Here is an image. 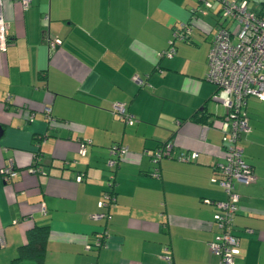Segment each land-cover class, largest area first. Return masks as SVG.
Wrapping results in <instances>:
<instances>
[{
	"label": "crops",
	"instance_id": "crops-1",
	"mask_svg": "<svg viewBox=\"0 0 264 264\" xmlns=\"http://www.w3.org/2000/svg\"><path fill=\"white\" fill-rule=\"evenodd\" d=\"M209 1L187 38L174 40L173 54L161 57L157 52L175 25L189 19L195 0H30L26 6L2 0L8 43L0 50V170L11 165L16 172L7 179L0 172V264H164L165 252L173 264H217L208 246L217 232L216 206L204 198H225L210 180L224 158L216 126L224 108L205 78L219 19L218 2ZM246 7L264 14V0H247ZM44 29L60 38L50 52ZM114 101L134 114L132 123L112 112ZM43 106L55 117L50 125ZM245 113L248 129L239 143L256 177L235 183L234 264H264V101L248 96ZM114 142L127 150L115 167V200L104 221L92 214L101 210L97 200ZM161 142L172 145V155L194 150L197 156L162 157L154 176L149 152ZM35 151L42 171L28 172ZM34 224L48 227L40 263L13 259Z\"/></svg>",
	"mask_w": 264,
	"mask_h": 264
},
{
	"label": "built area",
	"instance_id": "built-area-1",
	"mask_svg": "<svg viewBox=\"0 0 264 264\" xmlns=\"http://www.w3.org/2000/svg\"><path fill=\"white\" fill-rule=\"evenodd\" d=\"M22 6H26L30 0H15ZM219 4L218 22L213 32L210 46L206 53L205 78L215 86L212 98L220 103L224 112L218 119L217 128L221 131V141L224 149V158L213 165V175L210 180L218 183L225 194L222 200H210L216 206L213 214V223L217 232L209 241V249L218 256L217 264H234V258L238 253V237L233 232V216L236 211L238 193L235 183H249L255 180V173L251 166L242 157V147L239 143L242 132L248 129L245 105L247 97L252 95L264 101V14L246 7L247 0H216ZM2 0H0V5ZM209 0H195V4L189 8V19L179 22L172 29L171 38L167 46L157 52L158 56L170 57L174 52V40L185 39L191 29L193 21L197 19L198 12H205L209 8ZM47 14L43 18L47 19ZM8 23L0 13V50L3 51L8 42ZM42 38L47 50L52 51L59 43L60 38L51 35L46 29L42 32ZM132 79L137 83L143 80L136 74ZM111 110L126 123L135 120L134 114L129 111L123 102L114 101ZM45 121L50 125L55 121L48 106H43ZM32 112H28L27 119L31 120ZM89 140L79 141L78 152L84 154ZM172 145L169 142L158 143L149 152L152 163V172L158 176V162L162 157L174 156L177 160H194L197 152L194 150H182L175 155L171 154ZM127 150V146L114 142L108 147L106 159L107 179L101 190L97 205L101 210L93 213V217L107 219L110 216L109 209L115 200L114 171L119 158ZM144 151H147L144 149ZM40 151H35L31 164L27 167L28 172H41L38 163ZM3 178L7 179L16 172L9 165L0 170ZM81 172L75 178H81ZM43 210V209H42ZM103 227L97 232L96 246L104 239ZM88 247V244H85ZM161 259L164 264H173L172 257L168 252L163 253ZM93 264V263H89Z\"/></svg>",
	"mask_w": 264,
	"mask_h": 264
},
{
	"label": "trees",
	"instance_id": "trees-1",
	"mask_svg": "<svg viewBox=\"0 0 264 264\" xmlns=\"http://www.w3.org/2000/svg\"><path fill=\"white\" fill-rule=\"evenodd\" d=\"M199 119L204 121L205 117L201 116ZM172 157L175 158L174 156ZM47 230L48 227L46 225L34 224L32 227H30L26 232V241L18 246L16 255L13 257V259L16 260L29 257L35 259L37 263H40L42 253L44 251V241Z\"/></svg>",
	"mask_w": 264,
	"mask_h": 264
},
{
	"label": "rangeland",
	"instance_id": "rangeland-1",
	"mask_svg": "<svg viewBox=\"0 0 264 264\" xmlns=\"http://www.w3.org/2000/svg\"><path fill=\"white\" fill-rule=\"evenodd\" d=\"M213 35V34H212Z\"/></svg>",
	"mask_w": 264,
	"mask_h": 264
}]
</instances>
